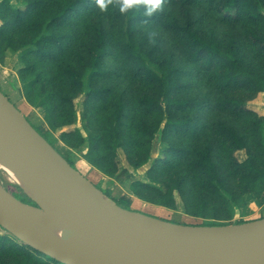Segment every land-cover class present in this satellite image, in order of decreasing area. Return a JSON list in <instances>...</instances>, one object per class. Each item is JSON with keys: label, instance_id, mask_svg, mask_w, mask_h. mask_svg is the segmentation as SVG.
<instances>
[{"label": "trees", "instance_id": "1", "mask_svg": "<svg viewBox=\"0 0 264 264\" xmlns=\"http://www.w3.org/2000/svg\"><path fill=\"white\" fill-rule=\"evenodd\" d=\"M181 1L186 5H204L221 21L243 23L245 27L247 45L236 38L220 39L213 31L205 33L191 19L183 22L176 16H165L161 20L180 44L186 59L209 74L213 84L211 91L216 90L219 95L215 92L213 96L209 93L182 95L178 68L159 59L136 35L137 23L161 19L156 12L145 15L142 3L121 13L120 0H104L106 9L101 8L98 0H25V6L14 0H0V57L7 50H20L25 96L33 105L44 108L52 129L74 122V98L80 91L86 93L87 104L90 101L106 103L114 87L99 85L97 81L111 77L110 72L145 87L146 92L131 105L120 97L105 120L89 117L95 130L89 136L87 157L91 164L108 174L119 165L120 147L136 151V167L148 162L151 150L147 143L160 127L159 123L154 127L149 122L154 114L160 113L162 118L167 115L165 133L195 138L204 125L200 113L205 107L214 105L232 116L245 118L254 137L251 145L256 151L252 150L245 132L219 119L212 124L217 139L210 137L193 149L169 143L166 156L157 159L150 169V181L131 186L132 191L145 200L173 208L181 200L189 213L204 214L210 205L225 203L231 207L233 201L239 204L246 193L260 196L264 192V115L256 114L245 99L229 94L238 89L264 92V67L257 69L245 58L248 50H256L264 56V0ZM109 56L119 64L118 70L106 66ZM130 106L139 117L123 136V119L129 117ZM73 137L79 138L81 143L86 141L78 129L64 131L61 138L69 143ZM241 150L246 152L243 160L236 155ZM158 171L163 178L157 176ZM170 177L174 178V183L167 181ZM226 177L237 182L238 192L230 189ZM158 179L163 185L155 184ZM102 190L113 197L108 190ZM215 215L217 217V213ZM244 221L240 219L237 223ZM0 229L3 230H0V251L23 255L24 264L33 261L63 264L25 244L1 225Z\"/></svg>", "mask_w": 264, "mask_h": 264}, {"label": "water", "instance_id": "2", "mask_svg": "<svg viewBox=\"0 0 264 264\" xmlns=\"http://www.w3.org/2000/svg\"><path fill=\"white\" fill-rule=\"evenodd\" d=\"M0 225L63 264H264V217L187 224L127 208L85 176L0 87Z\"/></svg>", "mask_w": 264, "mask_h": 264}, {"label": "rangeland", "instance_id": "3", "mask_svg": "<svg viewBox=\"0 0 264 264\" xmlns=\"http://www.w3.org/2000/svg\"><path fill=\"white\" fill-rule=\"evenodd\" d=\"M14 1L23 6L26 4L25 0ZM156 13L161 18L159 21L141 25L137 23L136 35L138 39H142L145 44L155 52L159 59H165L171 62L174 68H178L180 84L182 85L179 90H181L183 96L196 94L204 95L206 93H209V96H213L218 94L216 90L214 91L216 94L211 91L213 84L211 83L209 74L200 70V66L186 59V56L182 53L180 44L176 42L169 30H166L161 20L165 16H176L183 22L187 19H191L195 22V25L205 33L213 31L220 39L228 41L232 38H236L240 40L241 43L247 45L248 39L245 35L243 23L221 21L217 16L209 12L206 6L200 4L186 5L181 0H163L162 8L157 10ZM108 26H110L109 23ZM21 58L20 50H7L6 53L0 57V87L2 90L17 107L21 109L29 120L38 127L47 138L51 139L57 149L73 161L75 167L85 176L98 183L99 186L101 185L107 189L108 193H111L113 197L118 199L123 206L187 224L213 222L236 223L240 219L252 220L264 217V192L260 196L255 193H246L241 197L239 204H236L234 201L232 202L233 207H229L225 203L217 206L210 205L208 211L204 214H191L183 206L181 200H179V203L174 208L164 206L139 197L132 191L131 187L132 184L143 180L150 181L149 171L157 159L159 160V158L166 156V151L170 146L169 143L193 149L202 146L210 137L217 139L212 124L219 119L234 125L239 131L245 132L251 145L254 137L251 136V132L248 130V121L245 120V118H237L214 105H210L201 110L200 114L204 125L200 129L197 138H195L181 133H165L163 130L167 115L162 118L160 113L154 114L149 118V122L154 127L159 123L160 127L155 136L147 143V148H149V151L151 150V156L148 162L142 166L136 167L134 164L135 160L138 159V157H136V151L128 147H120L118 149L119 165H117L116 169L111 168V173L108 174L99 167L91 164L88 160V140L91 132L95 130L89 117L93 115V117H100L105 120L120 97H123L124 100L131 105L135 98L146 92L145 87L139 82L132 81L124 76H117V73L111 74L110 72L111 77L100 78L97 81L99 85L114 87V90L108 95L106 103L100 105L99 103L94 104L90 101V104H87L85 103L87 99L86 93L80 91L74 98V122L52 129L46 120L44 108L33 105L25 96L23 80L20 73L21 67L24 66V62H22ZM245 58L247 62L252 63V66L257 69L264 67V56L258 54L256 50H248ZM105 64L108 68L118 70L119 64L114 62L110 56L105 60ZM229 94L234 97L245 99L249 108L255 111L256 114L264 115V92L253 93L245 89H238L231 91ZM128 109L130 110L131 106ZM138 117L139 114L131 110L129 112V117H124L122 129L123 136L128 134L131 127L129 125L133 122H137ZM76 129L80 130L82 135L86 137L85 143H81L80 139L77 137L71 138V142L69 143L62 140L61 137L64 131H73ZM251 147L253 151H256L254 146L251 145ZM236 155L239 159L243 160L246 157V152L244 150L237 151ZM222 172L227 176L225 171ZM157 176L163 178L160 171L157 172ZM226 178L230 189L234 192H238L239 188L237 187V182L232 178ZM167 181L174 183V178L170 177ZM0 183L19 198H24L29 202V199L25 197L24 192L17 185L16 181L1 165ZM155 184L161 186L163 182L158 179ZM216 213L217 217H215ZM0 230L3 231L2 229ZM19 262L24 264L25 259L23 255L8 251H0V264H17ZM31 264H36V262L33 261Z\"/></svg>", "mask_w": 264, "mask_h": 264}, {"label": "clouds", "instance_id": "4", "mask_svg": "<svg viewBox=\"0 0 264 264\" xmlns=\"http://www.w3.org/2000/svg\"><path fill=\"white\" fill-rule=\"evenodd\" d=\"M98 3L102 9H106L107 5L105 4L104 0H98ZM141 3L144 5L145 15L151 16L154 12L162 8L163 0H120L119 10L121 13H126Z\"/></svg>", "mask_w": 264, "mask_h": 264}, {"label": "crops", "instance_id": "5", "mask_svg": "<svg viewBox=\"0 0 264 264\" xmlns=\"http://www.w3.org/2000/svg\"><path fill=\"white\" fill-rule=\"evenodd\" d=\"M88 178H89V177H88ZM89 179L92 180L91 178H89ZM92 181H93V180H92ZM93 182H94L95 184H98V183H96L95 181H93ZM98 186H99V184H98ZM100 186H101V185H100ZM101 188L104 189V190H107V189H105V188L102 187V186H101Z\"/></svg>", "mask_w": 264, "mask_h": 264}]
</instances>
